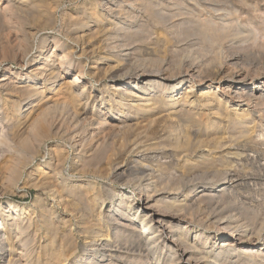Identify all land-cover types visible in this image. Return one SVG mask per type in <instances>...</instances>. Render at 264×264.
<instances>
[{"label":"bare ground","instance_id":"6f19581e","mask_svg":"<svg viewBox=\"0 0 264 264\" xmlns=\"http://www.w3.org/2000/svg\"><path fill=\"white\" fill-rule=\"evenodd\" d=\"M219 1L0 0V195L42 205L0 204V264H264V96Z\"/></svg>","mask_w":264,"mask_h":264},{"label":"rangeland","instance_id":"374dc122","mask_svg":"<svg viewBox=\"0 0 264 264\" xmlns=\"http://www.w3.org/2000/svg\"><path fill=\"white\" fill-rule=\"evenodd\" d=\"M244 1L248 5L257 4L256 5L257 12L253 11V9L251 7L246 6V4H243L242 2L239 3L238 0H229L230 3H228V1H226V0H224V1L220 0L216 5L220 10L222 9V11L217 10L216 14H214L215 12L214 11L212 12V10H211L212 8L211 7L209 8V6H206V7H204L205 9H202V10H200L198 8L199 10L197 9V13H199L200 15H203L205 17H209V15H218V14L220 16H223L224 14L226 15V16L225 15L223 16L222 20H225L226 23L230 22L229 23L230 24L229 29H231V28L232 29H231V31H229V33L232 31L234 33L233 32H232V34L230 33L229 37H227L224 40L225 42L223 41V48H222V50L220 49L221 59H223L222 60L223 62L224 61L227 63L230 62L231 63V64H229L230 68H232L233 63H234L233 66L236 64L233 68H235L234 71L237 73V75L240 74V77L238 79H244L245 78L244 80L246 82H244V83L246 86H248V88H250L251 86H252L251 88L258 86V89L255 92V95L257 97L261 94L260 96L263 97L264 96V0H244ZM63 7L64 8L66 7L72 11H75V7L73 6V4L69 3L68 1H64ZM232 7H233V10H232ZM176 9H181V8L177 7V8L172 9L173 11H175L174 13L177 14V11L179 13L180 10H176ZM182 12H183V10L180 13H182ZM234 12H236V14H234ZM231 13H233V15ZM229 15H230V17H229ZM150 18H152V16ZM176 18H174L173 21L179 19V17L177 19ZM218 19L216 18V20H218ZM155 24H156V22H155L154 18H152V21H151V19L148 20L147 24H145V25L149 26V27H147V30H146L147 32L144 31L145 36L150 35V33L152 35V31L155 28ZM62 30H64V25L62 24L61 19L59 18V22L57 24L56 30L55 31H48V32H52L56 35H60V33L58 31L61 32ZM148 31H150L149 34H148ZM238 33H239V35H235ZM145 42H144V44L141 43L142 45L140 43H137V46H143L144 47L146 45ZM38 44L39 43L37 42L34 45L33 50L31 51L30 55L34 54V52L36 51V46ZM214 45L215 44L210 45L209 42H205L204 46H206V48L204 46H202V48H204V50H211V51L214 50L215 52H217V51L219 52V47L217 48V46H214ZM223 50H225V51H223ZM214 51H212V52H214ZM260 54H261V56H260ZM145 58H147V56H144V59ZM150 58H152L154 60L153 57H150ZM141 59H143V57ZM173 64H174V62H173ZM12 67H13V65H12ZM242 76H244V77H242ZM211 77H212V80H211ZM186 79H187L186 80V86H188L189 83H187V81H190V79L188 77ZM202 79H203V81H202ZM202 79H201L202 82H199L198 79L195 80L196 87L200 86L202 83L211 81L214 90H216L217 85H218V79L217 78H214L212 75H210V76H208V79H207V77L202 78ZM108 82L109 81H106V83H108ZM93 84H94V87H96V88L99 85L95 82ZM117 84L118 83H114L113 85H117ZM108 85H110V89H111L112 88L111 84L108 83ZM263 99L264 98H262V100ZM263 125H264V123H263ZM45 145L42 147V153L43 154L46 153ZM40 159H41L40 157H37L36 159H34L31 162V164L28 165L26 172H28L31 168H33L36 165L35 163L39 162ZM253 174H255V175H253ZM256 174H257L256 172L241 173V175L247 176L248 179L252 176L256 179V177L258 176V174H257V176H256ZM261 177H259L258 183L255 180H253V182L252 181L250 182V183H252L251 185H253L254 181L257 184V185L256 184L253 185V189H255L257 187L258 188L264 187V183H263L264 179H262ZM261 182H262V184H261ZM254 186H256V187L254 188ZM10 189H12V188H10ZM10 189L8 188V189L2 191V193L0 195V204L5 205L9 202H13L15 204L21 205L22 207H26V208L34 207L36 211H38L40 206H42V205H38L37 202H36V204H33V202L36 200V196H37L38 192L35 189L30 188L28 185L26 186L23 182H19V184H17V186L13 190H10ZM243 191L245 192V190L242 189V192H240V193H244ZM243 195L245 196V194H243ZM0 207L2 208L3 206H0Z\"/></svg>","mask_w":264,"mask_h":264}]
</instances>
